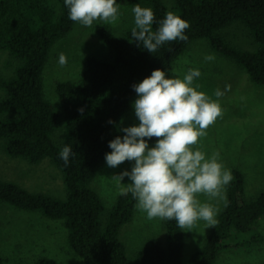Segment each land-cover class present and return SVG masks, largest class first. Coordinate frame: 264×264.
Here are the masks:
<instances>
[{
  "label": "trees",
  "instance_id": "16d2710c",
  "mask_svg": "<svg viewBox=\"0 0 264 264\" xmlns=\"http://www.w3.org/2000/svg\"><path fill=\"white\" fill-rule=\"evenodd\" d=\"M127 1L151 8L156 21L170 12L165 0ZM175 5L178 16L190 24L185 31L188 39L165 43L155 53L138 46L139 41L131 35L134 26L119 35L111 23L98 22L95 30L112 55H89L79 79L58 83L61 105L57 106L45 96L44 68L56 42L66 37L76 22L69 19L64 0H0V51L8 54L0 65L3 149L32 164L50 157L64 173L67 192L61 198L0 177V200L63 220L69 243L85 264H183L186 235L175 220H164L166 242L153 236L131 258L122 228L134 218L136 200L130 193L119 194L116 203L107 208L92 184L106 153L112 151L109 142L123 137L121 129L129 127L123 121L137 95L133 85L155 69L176 78L177 59L198 38L209 39L217 52L264 85V0H175ZM235 22L247 28L256 49L241 47L226 36L225 29ZM157 28L154 22L153 31ZM65 145H71L74 152L67 166L59 157ZM231 174L233 179L226 186L227 207L193 253L191 264H220L223 252L264 241L257 227L264 214V188L256 196H247L245 173L235 167ZM0 264H6L1 249ZM36 264L58 262L44 255Z\"/></svg>",
  "mask_w": 264,
  "mask_h": 264
},
{
  "label": "rangeland",
  "instance_id": "374dc122",
  "mask_svg": "<svg viewBox=\"0 0 264 264\" xmlns=\"http://www.w3.org/2000/svg\"><path fill=\"white\" fill-rule=\"evenodd\" d=\"M170 12L178 15L175 0H165ZM119 5L120 18L113 25L117 34L134 25L133 4L127 0H116ZM91 27L76 23L74 29L54 45L50 58L44 68L45 96L57 106L61 105L58 83L79 79L89 55L110 57V46ZM226 36L246 49H256L254 39L247 28L240 22L225 29ZM253 44H252V41ZM67 57V65L58 63L59 54ZM213 54L215 59L206 62L204 57ZM7 53L0 51V65L5 64ZM177 77L183 78L189 69H199L202 75L194 81L199 91L205 92L210 99L217 101L223 109L222 118L207 129V135L200 138L197 146L206 154L219 152V162L230 170L240 168L246 175V195L256 196L264 188V85L251 80L249 73L240 64L217 52L209 39L198 38L175 63ZM230 85L229 90L225 86ZM224 94L215 96V90ZM0 92L4 91L0 88ZM0 93V94H1ZM138 98L136 95L134 101ZM133 101V102H134ZM125 126L138 125L139 120L132 109L124 119ZM156 140L149 142L155 146ZM134 161H125L118 167H109L106 160L97 168L93 186L100 192L105 206H113L119 196L117 185L120 183L115 175L125 169L131 171ZM0 177L14 180L33 191H43L57 197H66V184L63 171L50 157L38 164H32L22 157H13L3 149L0 140ZM122 183H130L124 177ZM227 196V192H226ZM201 203H210L219 208L216 219L224 208L223 201L209 200L198 195ZM106 208V209H107ZM106 215L104 214V218ZM257 227L264 235V214ZM212 227L206 228L204 221H198L193 231H185L183 264H191L193 253L205 242ZM158 236L167 241L164 220L147 219L146 213L136 208L134 218L122 228V238L126 242L131 258L151 237ZM233 241V239H231ZM0 249L6 264L22 262L36 264L41 256L54 258L58 264H85L74 251L68 240V229L61 219H52L41 210H28L0 200ZM264 259V241L252 246L239 247L222 253L220 264H260Z\"/></svg>",
  "mask_w": 264,
  "mask_h": 264
},
{
  "label": "clouds",
  "instance_id": "9594fccd",
  "mask_svg": "<svg viewBox=\"0 0 264 264\" xmlns=\"http://www.w3.org/2000/svg\"><path fill=\"white\" fill-rule=\"evenodd\" d=\"M69 9V19L82 26L91 27L94 21L117 24L120 18L116 0H64ZM134 14L132 37L150 53H155L165 43L186 41L187 20L168 12L156 21L151 8L139 4L131 9ZM158 28L153 31V24ZM131 42V41H130ZM215 56L208 54L206 62ZM58 63L67 65V57L59 54ZM175 72V69H173ZM202 75L199 69H189L183 78H169L165 71L155 69L151 75L133 88L138 98L133 102L138 125L121 129L125 135L109 142L111 152L105 160L115 168L125 161H134L131 171L125 169L115 178L120 182L119 194L129 193L136 200V208L146 213L147 219L175 220L185 231H193L198 221L206 228L215 226L219 208L201 203L197 197L223 201L227 207L226 186L232 181L231 171L219 162V152L206 154L200 150V138L218 118L223 109L217 101L199 91L194 81ZM230 85L225 86L229 90ZM224 94L215 90V96ZM157 138L155 146L148 141ZM74 155L71 145H65L59 157L67 166ZM124 177L130 183H122Z\"/></svg>",
  "mask_w": 264,
  "mask_h": 264
}]
</instances>
